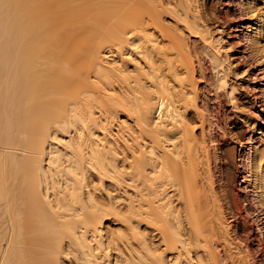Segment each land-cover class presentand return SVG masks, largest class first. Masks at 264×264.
<instances>
[{"label":"bare ground","instance_id":"6f19581e","mask_svg":"<svg viewBox=\"0 0 264 264\" xmlns=\"http://www.w3.org/2000/svg\"><path fill=\"white\" fill-rule=\"evenodd\" d=\"M207 1L0 0V264H264V0L227 27L260 73L243 142L247 71Z\"/></svg>","mask_w":264,"mask_h":264},{"label":"rangeland","instance_id":"374dc122","mask_svg":"<svg viewBox=\"0 0 264 264\" xmlns=\"http://www.w3.org/2000/svg\"><path fill=\"white\" fill-rule=\"evenodd\" d=\"M236 1L237 0H208L207 1V7L213 12L214 17L218 18L220 24L222 25L223 29H225L226 35H227V43L230 47L231 54L233 55V60L236 61L238 67H247L246 60L241 61L238 57L239 54L237 50L234 49L233 43H232V37L229 34V31L227 27L229 25L237 24L239 22L238 20V8L236 6ZM226 9L228 10L227 13L229 17L225 18L224 20L220 19V15L222 13V10ZM240 33H237V36H239ZM243 49V46H242ZM246 64V65H245ZM247 73L245 74L244 78L238 80V84L242 87V91H240V97H241V103H242V112L249 115L248 117L250 118L251 122L253 121V125L250 127L241 117L240 114H228L227 111V122L229 124L231 123L232 127V133L234 137L240 142H243L245 136L249 135L254 141H257L262 134H257L256 129L260 127L257 125V121L255 120V116H253L252 112L257 109L258 106H262L261 103L257 105L254 97H253V92L250 91L251 87L250 84L253 82L249 83V76L253 75L255 77L257 74L260 75V73L256 70V66L253 68H246L245 69ZM255 73V74H254ZM260 78V77H259ZM263 109L262 113H257L258 114V120L261 122L263 131H264V107H260ZM252 114V115H251ZM221 149L223 153V162H224V180H225V185H226V193L229 195V200L231 201V204H233V197L235 193L241 194L240 190H237V184L238 180L242 181L243 180V174H237L236 171V163L237 160V155H239V152L237 153V144L228 141L226 139L221 140ZM241 154V153H240ZM227 171V172H226ZM239 176V178L237 177ZM244 186V185H242ZM240 189V188H239ZM175 204V202H174ZM177 204V203H176ZM233 208V207H232ZM253 210V209H252ZM255 247H253V251Z\"/></svg>","mask_w":264,"mask_h":264}]
</instances>
